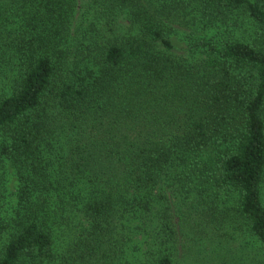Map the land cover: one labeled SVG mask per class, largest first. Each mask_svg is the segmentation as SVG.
Wrapping results in <instances>:
<instances>
[{"label": "trees", "instance_id": "obj_1", "mask_svg": "<svg viewBox=\"0 0 264 264\" xmlns=\"http://www.w3.org/2000/svg\"><path fill=\"white\" fill-rule=\"evenodd\" d=\"M224 240L264 264V0H0V264Z\"/></svg>", "mask_w": 264, "mask_h": 264}, {"label": "rangeland", "instance_id": "obj_2", "mask_svg": "<svg viewBox=\"0 0 264 264\" xmlns=\"http://www.w3.org/2000/svg\"><path fill=\"white\" fill-rule=\"evenodd\" d=\"M257 30H258L257 27L254 26L253 23H246V24L244 23V28H243L242 32H240L239 34H237L236 37L238 39H240V40H243V41L254 40L255 38H257ZM223 245H224L223 246V249L220 247L219 248L220 250L218 251L219 254H220V256H221L220 258L217 259V262L219 264L223 262L222 261L223 259H228V257H226V256H228L227 251L229 249V245L225 242V240H224V244ZM211 253L213 255L214 249H213V252H212V249L210 247V254ZM215 256H216V254H215ZM213 261H212V263H213ZM212 263H210V264H212ZM213 264H215V263H213Z\"/></svg>", "mask_w": 264, "mask_h": 264}]
</instances>
